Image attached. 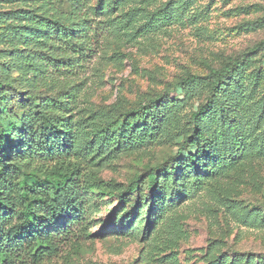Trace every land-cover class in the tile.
I'll list each match as a JSON object with an SVG mask.
<instances>
[{
	"label": "rangeland",
	"instance_id": "374dc122",
	"mask_svg": "<svg viewBox=\"0 0 264 264\" xmlns=\"http://www.w3.org/2000/svg\"><path fill=\"white\" fill-rule=\"evenodd\" d=\"M166 1L82 0L77 14L67 0H0L1 74L5 90L18 92L1 104L11 110L28 97L66 94L80 115L116 102L130 108L158 93L180 95L176 88L181 77L206 75L209 65H222L223 56H240L264 40V0H193L185 8L171 3V21L147 32L133 30ZM124 16L136 21L125 25ZM38 18L58 20L67 31L92 18L89 28L80 31L83 41L72 36L91 51L81 57L72 47H60L53 30L35 23ZM50 55L65 62L60 71L48 61ZM70 62H77L73 69ZM243 79H257L255 97L264 96V48L254 53ZM184 134L174 137L163 126L153 145L88 165L86 172L95 184L86 196L89 236L41 264H208L209 257L223 252L256 261L264 257V228L239 224L234 208L244 205L249 211L255 204L264 213V158L241 165L247 181L233 177L218 183L213 177L195 195L162 210L154 222L149 223L148 206L132 207L137 196L149 204L148 173L177 153ZM135 179L141 181L140 191L127 201H120L117 189L114 194L103 191L105 186L124 189ZM78 231L74 225L72 235Z\"/></svg>",
	"mask_w": 264,
	"mask_h": 264
},
{
	"label": "trees",
	"instance_id": "16d2710c",
	"mask_svg": "<svg viewBox=\"0 0 264 264\" xmlns=\"http://www.w3.org/2000/svg\"><path fill=\"white\" fill-rule=\"evenodd\" d=\"M67 1L74 13L81 11L82 0ZM171 3L185 8L194 2L167 0L133 30L147 32L150 27L171 21ZM91 19L83 18L78 30L71 31L58 20L34 21L48 32L53 30L62 41L60 47H72L83 57L92 48L72 41V36L83 41L80 31L89 28ZM133 20L124 16L122 22L126 25ZM34 35L35 31L31 37ZM262 48L264 40L240 56H223L222 65H209L206 75L181 77L178 96L158 93L130 108L116 102L82 115L74 111L66 94L28 97L16 108L4 107L1 103L18 92L5 90L0 68V264H41L58 255L64 246L78 244L79 237L89 236L86 196L95 184L86 172L88 165L95 159H99V165L120 153L153 145L163 126L171 129L174 137L186 134L177 153L148 173L149 204L146 200L141 203L140 196L132 202L134 209L149 207V223L162 210L173 207L177 199L195 195L213 177L218 183L233 177L239 183L247 181L240 174L241 165L264 158V96L255 97L257 79L246 81L243 73L254 53ZM47 59L57 71L65 63L58 62L55 55ZM75 63L70 62V69ZM187 107L192 108L190 112L185 111ZM9 112L15 114V120ZM140 188V179H135L124 189L105 186L103 191L114 194L112 190L117 189L120 201H127ZM260 207L251 204L246 211L244 205L234 206L236 221L264 228ZM74 225L79 231L72 235ZM218 245L212 250L216 251ZM208 264H264V257L256 261L249 255L244 258L223 252L217 258L209 257Z\"/></svg>",
	"mask_w": 264,
	"mask_h": 264
}]
</instances>
